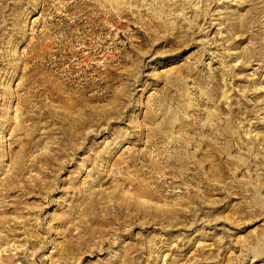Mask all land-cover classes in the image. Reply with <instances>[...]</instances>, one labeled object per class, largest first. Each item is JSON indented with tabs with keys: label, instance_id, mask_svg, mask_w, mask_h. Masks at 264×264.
I'll list each match as a JSON object with an SVG mask.
<instances>
[{
	"label": "rangeland",
	"instance_id": "rangeland-1",
	"mask_svg": "<svg viewBox=\"0 0 264 264\" xmlns=\"http://www.w3.org/2000/svg\"><path fill=\"white\" fill-rule=\"evenodd\" d=\"M0 264H264V0H0Z\"/></svg>",
	"mask_w": 264,
	"mask_h": 264
},
{
	"label": "bare ground",
	"instance_id": "bare-ground-1",
	"mask_svg": "<svg viewBox=\"0 0 264 264\" xmlns=\"http://www.w3.org/2000/svg\"><path fill=\"white\" fill-rule=\"evenodd\" d=\"M74 82V81H73ZM88 85H90V84H88ZM86 87V86H85ZM83 89V88H82ZM91 89H92V87H91ZM83 91V90H82ZM152 162V161H151ZM221 164H224V163H221ZM224 166V165H223ZM227 166V165H226ZM221 167V166H220ZM222 169V168H221ZM222 171H223V169H222ZM225 172V171H224Z\"/></svg>",
	"mask_w": 264,
	"mask_h": 264
}]
</instances>
